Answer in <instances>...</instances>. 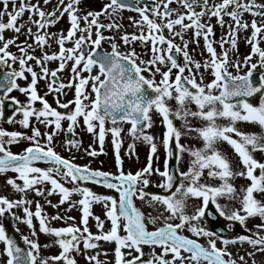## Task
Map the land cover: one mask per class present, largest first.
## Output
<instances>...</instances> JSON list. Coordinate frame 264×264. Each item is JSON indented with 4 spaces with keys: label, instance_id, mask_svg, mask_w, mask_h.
<instances>
[{
    "label": "snow or ice",
    "instance_id": "1",
    "mask_svg": "<svg viewBox=\"0 0 264 264\" xmlns=\"http://www.w3.org/2000/svg\"><path fill=\"white\" fill-rule=\"evenodd\" d=\"M173 2L179 3L186 12L176 13V10L170 7ZM50 3L51 0H43L44 5ZM80 3L81 0H68L67 3L65 0H58L55 9L52 12H46L39 3L34 4L31 0H0V5H2L0 9V68L10 69L0 78V91L3 92L0 96V105L4 104L11 92L19 91L27 97V104H21L15 97L11 98V103L16 105L15 112L21 114L22 119L18 121L9 119L8 123H19L23 128L28 129L31 127V118L34 117L36 121L45 126L54 125L56 129L51 134H44L48 143L41 146L38 138L42 134L35 127L31 128V136L0 128V174L16 173V179H8L7 184L14 191L22 194L33 190L37 196H43L44 191L36 186L47 182L51 185V190L47 192V195L59 194V205L70 202L69 211L77 204L80 206V225H82V227L70 225L53 228L49 220L63 218L59 215L49 218L38 202L33 212L29 207L32 201L27 200L23 195L18 200L0 196V217H4L14 208L22 209L23 217L13 213V219L24 223L29 229H34L33 218H35L39 222V231L55 237V243L60 249L58 255L42 258L39 244L25 236L23 241L28 246V250L25 251L17 246L16 242L6 234L3 224H0V243L4 246L2 255L6 257L5 264H61V262L62 264H77L73 253L85 254L89 250L98 249L101 241L114 243V264H202L205 261L207 264H237V260L233 259L232 254L227 251L228 245L237 243H247L253 247L255 252L264 253V235L259 234L264 232V201L256 198V194L264 195V163L259 162L254 156L256 152L264 153V75L260 77L258 85H254L250 79L253 75L252 70H249L246 75H232L228 70V51H224L222 55L217 54L210 40V37L214 35L213 28L201 22L205 16L209 19L215 17L223 27L225 23L223 17L228 16L231 19L233 24L229 25L228 38H221L222 49L225 43H230L231 48L235 49L237 32L251 27V37L248 38L251 55L245 57L244 63L247 65L255 55L259 57V67L264 68V49L259 47L260 39L264 38L261 36L264 33V4H259L256 0H220V3L209 6V0H203L202 3L199 0H153V5L149 8L147 4L139 7L140 0H137L136 6L127 3L126 0H109L102 11H89L86 15L80 16L78 15ZM9 5H11V10H9ZM196 7H200L201 10L196 11ZM125 9L139 14L140 20L133 21V24L139 27L141 32L139 35H123L120 39L126 45L135 41L141 43L150 41L152 52L150 60L140 59L134 50L121 53L114 42L111 43L110 53L100 55L97 52L102 41L112 39L105 37L102 29L112 30L120 27L115 22L102 24L100 17L107 15L111 18ZM26 12L29 13L28 20L18 23ZM174 13H176V18H170ZM245 13L253 17H261L262 22L258 23L253 19L249 24L243 21L242 17ZM65 14L70 23L67 34L50 35L46 29L57 24ZM5 17H7L6 22ZM157 20L161 22L157 23ZM185 20L188 23H185ZM81 21H83V27ZM29 24L34 25L37 31L33 32L32 27L26 28ZM177 26L180 31H174ZM25 28L26 34L34 39L36 46L41 50L48 45L49 40L55 39L59 52L50 55L44 53L38 58L30 54L29 50L35 51L31 44L17 45L15 39H5L3 35L6 30L21 34L22 29ZM145 28L147 34L144 32ZM93 29H95L94 32ZM164 29H167L173 38L179 37L182 41L184 33L189 29L194 30V37L203 36L204 47L210 55V60L205 61L203 65L194 62L187 51L188 42H183L182 49L172 40L166 39L163 35ZM41 30H44L43 34ZM68 41L73 43V47H65ZM165 44L166 49L160 47ZM13 45L18 48L21 55L17 56L9 51L10 46ZM86 47L90 50L86 51ZM173 50L177 54H183V66L171 55ZM163 53H168V55L165 56ZM29 61H35L36 66L40 68V73L29 65ZM49 61H59L58 68L50 71L46 66ZM69 61H72L74 80L78 82L57 84V73L63 71ZM17 63L19 70L13 68V64ZM193 64L197 71L201 67L206 71L211 69L214 79L204 85L203 74H201L198 83L195 75L192 74V68L189 67ZM159 65H164L166 70L161 71ZM234 67L239 71L240 64L237 63ZM94 68L98 69V72L96 75H91ZM256 68L257 64H251V69ZM173 69L177 70L174 80L172 79ZM186 70L189 72L187 76L184 75ZM82 72L89 73V76L84 77ZM144 72H149L152 76L159 74L161 80L157 83L154 79L146 78L143 75ZM26 73L31 75V82L27 87H21L17 81L27 80ZM49 76L52 81L47 84L48 93H62L64 88H75L73 101L60 103L57 100L59 108L68 109L69 105L73 104L72 111L61 113L38 95L36 87L38 81L46 80ZM89 85L90 93L87 91ZM145 86L154 95L147 94ZM214 91H219V94L214 95ZM91 94H94V98L90 99ZM251 97H258L256 105L246 99ZM234 98H236L235 102H233ZM37 101L42 108L33 107ZM169 101H175L177 105L175 110L169 106ZM189 104H194L197 111L189 109ZM153 111L161 117V123L165 129L162 135V145L167 156L174 155L170 147L174 144L178 153L188 152L192 157L188 170L180 173L179 186L175 187V191L168 196L149 194L144 190L150 184L147 176L159 175L163 182L157 186L165 191L173 189L175 179L169 170L167 159L164 162L163 171L154 169L152 166L157 145L155 138L146 134L145 129L153 126ZM188 117L199 118L207 123L203 127L194 128L190 125ZM80 118L83 119L87 131L96 136L100 144V152L90 150L87 152L89 156L95 157L103 154L105 136L110 132L116 154V166L121 169L122 160L119 152L123 130L116 125L128 123L131 125L129 135L134 140H143L150 146L147 166L134 175L124 174L121 170L119 175L112 176L110 173L91 170L87 166L80 167L63 159L51 147L53 137L61 130L62 121L69 122L67 131L71 133L78 126ZM173 118L182 122L181 127L186 132H195L197 137L203 141V147L190 149L182 145L180 140L185 132L175 126ZM218 119L227 120L229 123L219 125L217 124ZM107 122H111L113 127L106 128ZM239 122L257 125L261 132L258 134L244 133L236 127ZM20 140H29L34 146L26 148L23 154L17 155L12 153L7 146L19 143ZM220 142H226L238 156L242 166L241 170H234L229 158L218 150L217 145ZM66 143L69 147L79 148L80 146V142L75 140H69ZM134 151L135 145L130 144L129 153L134 154ZM175 158L179 161L180 155H176ZM36 161L49 162L56 167L42 170L33 166ZM61 168L64 169L63 172ZM53 173L73 183L75 187L72 189L64 187L54 178ZM205 173L207 179L218 180L220 182L218 186L202 183L201 180L205 177ZM237 177L250 181L249 185L238 190L232 183ZM17 179L23 182L22 185L16 182ZM80 182L102 184L103 187L113 189L119 194V200L111 196L97 195L89 188L81 187ZM74 194L79 195L81 199L71 202ZM189 197L202 201V205L191 216L186 215L184 211L186 200ZM135 199L146 201L149 207L157 204L163 206L169 215L163 218L161 227L149 230L148 225H155L163 214L152 216L149 213L146 217L145 213L135 206ZM220 199L230 203L238 201L240 207L232 209L229 214L226 211L227 205H221L218 202ZM48 203L51 205L50 201ZM94 203L104 204V214L111 223L109 230L104 231V221L93 215L92 205ZM210 203L215 205V210L220 217L238 222L240 226L245 227L246 231L251 232L246 228L248 219L259 218L262 223L256 225L257 232L252 235H239L232 240L224 239L222 241L224 248H217L215 239H209L208 247L205 248L196 240L178 234L187 226L188 231L195 236L212 237L213 232L193 223L207 214L206 209ZM51 206L58 207V205ZM90 218L96 221L99 234H93L89 230ZM67 219L73 218L68 217ZM174 219H179L180 222L175 224L169 222ZM121 232L124 234L122 235ZM35 235L36 231L33 230L32 236ZM144 247L150 249L147 259H145ZM157 248L160 249L159 252L156 251ZM255 252H249L247 255L252 257ZM103 254L107 255V253ZM100 255L101 253L85 255V259L88 264H109L108 261L101 260ZM239 261L240 264H248L244 256H240ZM253 264H256L254 260Z\"/></svg>",
    "mask_w": 264,
    "mask_h": 264
},
{
    "label": "rangeland",
    "instance_id": "2",
    "mask_svg": "<svg viewBox=\"0 0 264 264\" xmlns=\"http://www.w3.org/2000/svg\"><path fill=\"white\" fill-rule=\"evenodd\" d=\"M134 6L137 5V0H130ZM32 3H39L40 7L45 10L46 12H52L57 3L58 0H51V3L48 5L43 4V0H31ZM68 0H65V3H67ZM109 0H81V3L78 5L79 12L78 15L84 16L86 15L89 11L92 12H100L103 10L104 5L107 4ZM200 3L203 2V0H199ZM257 3L259 4H264L263 1L256 0ZM214 3H220V0H209V6H211ZM145 4L148 5L149 8L152 7L153 5V0H140L139 7H144ZM170 7L172 9L176 10V13H185L186 10L177 2H173ZM0 9H2V5H0ZM9 10H11V5H9ZM196 11H200V7H196ZM229 11H231V8H229ZM176 13H174L170 18L175 19L176 18ZM57 15H59V12H57ZM29 13H25L23 18L18 21V23H24L25 21L28 20ZM246 16H250L253 19H255L258 23H261V17H253L248 13H245L242 17V20ZM150 18H154L151 17ZM34 19H38V17H34ZM224 26L221 27L220 24L217 22V18L212 17L211 19L208 18V16H205L202 18V23H205L207 25H211L213 28V33L214 35L210 37V40L213 42V47L215 48L216 52L218 55H222L224 51H228V59H229V68L228 70L232 73V75H246L249 70H257L260 71L262 70L261 67H259V57L253 55L251 61L246 65L244 63L245 57L251 55V45L248 43V38L251 37V29H248V31H243L240 30L237 32V47L235 49L231 48L230 43H225L223 49L220 46L221 38H228V32H229V25L233 24L231 19L228 16H224ZM140 20V16L137 12L135 11H129V10H122L119 13L113 15L111 18H109L107 15L100 17V22L102 24H110V23H117L120 25L118 29H112V30H107V29H102L103 35L105 37H111V40H105L102 41L101 47L99 49L104 50L105 52H111V43H116L119 47V50L121 53H128L132 50L136 52L138 57L142 60H150L152 58V52H151V42L149 41L148 43H141L140 41H135L132 42L131 44H124V42L120 39L121 36L123 35H132L136 34L139 35L141 32V29L137 27L136 25L133 24V21H138ZM4 21H7V17L4 18ZM161 21L157 20V23H160ZM185 23H188L187 20H185ZM81 26L83 27V21H81ZM27 27H32L33 32H36L37 29L35 28L34 25H26ZM26 28L22 29L21 34H16L11 30H6L4 32V37L5 39L13 38L16 40L17 45H24V44H31L33 48L35 49L34 52L30 51V54L35 55L36 57H42L44 53L47 54H53V53H58L59 52V46L56 44L55 39L49 40V43L47 46L41 50L39 47L36 46L35 41L32 37H29L26 34ZM70 28V23L68 21L67 15L65 14L57 24L54 26H51L46 29V31L51 35V34H61L63 33L64 35L67 34L68 29ZM44 30H41V33L43 34ZM95 29H93V32ZM174 31H180L179 26H177ZM145 34H147V29H144ZM194 30L189 29L187 32L184 33L183 36V41L179 37L173 38V36L168 32L167 29L163 30V35L166 37V39L172 40L173 43L176 45L180 46L183 49V42L187 41L188 42V47L187 51L189 53V56L192 58L194 62H199L201 65L204 64L205 61L210 60V55L208 54L207 50L204 47V39L203 36L196 38L194 37ZM79 33L77 34V36ZM262 37H264V33L261 34ZM93 39H95V36L93 35ZM66 48H71L73 47V43L71 41H68L65 43ZM162 48H167V45H160ZM259 47L264 49V38L260 39ZM88 51L90 48H88ZM9 51L12 52L13 54L19 56L21 53L18 51V48L13 45L10 46ZM172 53H175L176 60L177 62L183 66L184 65V57L182 53L177 54L175 50H173ZM165 56L168 55V53H163ZM139 63V61H137ZM30 66L33 67V69L37 72L40 73V68L36 66L35 61H29L28 62ZM59 61H49L47 62L46 66L50 71L56 70L59 66ZM239 63L240 68L239 71H237L236 67H234L235 64ZM251 64H257L256 69H251ZM161 68V71H165L166 68L164 65H159ZM189 67L192 68V74L195 75V78L197 82H200V77L201 74H203V84L207 85L210 83L214 77L211 75V69H208L207 71L201 67L199 71H197L193 65H189ZM4 70H10L7 67H3ZM13 68L19 70V65L13 64ZM98 72V69H93L91 75H96ZM149 75L150 79H154L157 83L161 80V76L159 74H156L155 76H152L149 72H144ZM143 73V74H144ZM177 73L176 69H173L172 71V79L174 80L175 75ZM84 77H88L89 73L87 72H82L81 73ZM27 80H18L17 83L21 87H27V85L31 82V75L26 73ZM184 75H189V72L186 70ZM264 74L256 75V78L260 80V77ZM50 76L46 80H39L37 83V92L38 95L43 97L47 103L57 111L61 113H68L74 109V105L70 104L68 109H63L59 108L57 104V100L60 101V103H69L70 101H73L75 99V88H64L62 90V93H48V87L47 84L50 83L49 80ZM57 79L59 83L63 84H68L69 82L76 83L78 81L74 80V74L72 72V61L67 62L65 69L63 71H60L57 73ZM254 85H258L257 80L254 81ZM87 91L90 93L91 92V87L90 85L87 88ZM46 93H48L46 95ZM214 95H218L219 91H214ZM94 94L90 95V99L93 98ZM15 97L21 104H27V97L20 93L19 91H13L9 94V98L5 100L11 101V98ZM4 102V103H5ZM175 103V101H170ZM169 102V104H170ZM85 103H88V101H85ZM258 103V99L253 102L254 105ZM2 105H0V128L9 131V132H20L24 135L31 136L32 134V127L37 128L41 132V137L38 138L39 143L41 146L47 145V138L44 135L45 133L51 134L52 132L56 131L54 125L50 126H45L44 124L38 122L35 120V118H31V127L28 129L23 128L19 123H8L9 119H15V120H20L22 119V115L19 113H14L12 116H10L8 119H4L2 117ZM175 106L177 107L176 103ZM218 106V105H217ZM33 107L36 109L42 108V105L39 103V101L35 102L33 104ZM188 108L191 109L192 111H197V108L194 104H189ZM152 119H153V126L151 128L145 129L146 134L152 135L155 138V143L157 145V152L155 153L153 157V168L154 169H159L162 166L163 163V158H164V148L162 145V135L163 132L165 131L162 123H161V117L157 113L152 114ZM174 119V124L177 128L184 130L185 135L182 136L181 144L185 146V144L188 147H191V144L194 143H200L202 144L203 147V141L197 137V134L195 132H186L185 129H182L181 127V121ZM188 119H192L195 122L192 123V127L196 126L198 128L202 127L203 120L199 118H193V117H188ZM68 121H62V127L61 130L58 131V133L53 137L51 147L53 150L60 155L63 159H67L70 162L76 164L77 166L84 167L87 166L91 170H99L103 172L110 173L112 176H116L120 174V171L122 170L124 174H135L138 171H141L143 168H145L148 164V157L150 153V146L143 142V140H134L132 136L129 135V129L130 125L128 123H119L118 127L122 128V133H121V147H120V157L122 160V168L118 169L116 166V154L114 151V146L112 143V136L111 133L108 132L105 136V141L103 145V154L97 155L95 157L89 156L87 154L88 151L90 150H95L97 152H100V144L98 142V139L96 136H94L92 133H89L87 131L86 126L83 123V119L80 118L78 126H76L71 132V140L79 141L80 146L79 148L75 147H69L67 146V143L65 142L64 139V134L66 133V130L68 128ZM240 125L243 127L247 128L248 130H253L257 131L259 126L257 125H252L244 122H239ZM106 128H111L113 125H110L106 123L105 125ZM98 131V129H97ZM134 144L135 145V151L134 154L129 153V145ZM34 145L32 144L31 141L29 140H20L19 143L12 144L9 147L10 151L14 154H23L24 150L28 147H33ZM46 150V148H45ZM223 153L229 158V160L232 162L233 168L236 171L241 170V166L237 163H234V159L229 156L227 151H223ZM162 161V163H161ZM33 166L39 167L42 170H47L48 168H55L56 165L50 163V164H42L38 162H34ZM185 164H182V166H178V171L180 173L186 172L185 170ZM64 169L61 168V172H63ZM17 174L13 172H7L4 174H0V196L7 197L10 200H18L21 198L23 195L27 200L32 201L31 205H29L30 209L34 212L36 203L38 202L43 209V212L51 218L52 216L59 215L63 219L59 220H49V224L53 228H61V227H68L70 225H75L78 227H82L80 225V220H81V211H80V206L77 204L76 207L72 208L71 211L68 209L71 207L70 202H66L63 205H59V200H60V195L59 194H54L51 196L47 195V192L51 190V185L48 184L47 182L37 185V188H40L44 191L43 196H37L35 194V191L29 190L26 193H18L14 191L10 185L7 184L8 179H16ZM53 176L55 179L58 180L59 183H61L64 187L72 189L75 187V185L71 182H68L65 179H62L61 176L56 175L53 173ZM149 181L150 184L153 186H157L158 184L163 182V179L157 175L153 174L151 176L146 177ZM241 178V177H240ZM240 178H236L233 182L235 187L239 190L242 187H246L249 185V181H243ZM16 182L20 185H22V181L16 180ZM81 187H87L89 188L92 192H94L97 195L101 196H111L117 200H119V194L113 190V189H108L106 187H99L96 186L92 183L89 182H80ZM185 186L186 182H185ZM256 198L264 201V195L256 194ZM81 197L79 195L74 194L71 197V202H76ZM51 202V205H58V207H52L48 202ZM135 206L139 208L142 212L145 213V216L147 217L148 214L150 213L152 216H158L161 213L163 214L161 216V219L157 221L155 225L149 224L148 228L149 230H155L156 227H161L163 224V218L168 216L169 213H167L163 206L161 205H155L154 207H149L146 201H141L139 199H135ZM221 205H227L226 211L231 212L232 209H238L240 207V204L238 201L236 202H228L224 199H220L218 201ZM202 203L201 199L197 198H192L189 197L186 200V207H185V214L188 216L193 215L191 208L195 204L200 205ZM191 211V212H190ZM92 212L94 216H98L102 221H104V231H107L111 227L110 221L107 220L105 216V207L103 203H94L92 205ZM15 214L16 216L23 217V211L22 209L19 208H14L11 210L10 213H6L4 217H0V224H3L5 227V230H13L15 234L18 236V239L20 243L28 250V246L24 244L23 237L27 236L29 239L36 241L39 246H40V256L42 258H46L49 256H55L58 255L60 252V249L58 245L55 243V237L51 235H47L44 233H41L39 231V222L33 218V225L34 229H29L27 225L24 223H21L20 221H16L13 219V215ZM68 217H71L73 219H67ZM9 218L8 223L5 221V219ZM173 224L179 223V219H174L169 221ZM234 222V221H233ZM200 228H204L207 231L213 232L212 229L208 230L207 225L205 227V223L203 222H198L195 221L193 222ZM239 224L238 222H235ZM262 221L259 218H250L246 221V228L251 230V232L246 231L245 227H241L240 233H237L231 237H228L226 239L232 240L236 239L239 235H252V233L257 232L256 225L261 224ZM88 227L89 230L93 234H99V230L96 228V221L92 218L89 219L88 222ZM18 229V230H17ZM36 231V235L32 236V231ZM123 235L124 233L121 232ZM178 234H181L189 239L196 240L199 244L203 245L205 248L208 247V241L209 239H215L216 240V245L217 248H224L225 245L222 243V239H219L218 237L215 236V234L212 237H205V236H195L192 232L188 231L187 226L180 230ZM260 235H264V232H260ZM100 247L95 250H89L85 254H77L73 253V256L77 260V264H88L87 260L85 259V255H92V254H97L101 253L99 258L101 260H106L109 262V264H114V248L115 245L114 243H107L104 241L99 242ZM47 245V247H45ZM3 244L0 243V264H5L6 257L2 255V250H3ZM82 253H83V245H80ZM144 252H145V259L148 258V254L150 252V249L148 247H144ZM241 251L245 250V254L241 255L244 256L245 260L248 262V264H253V260L256 262V264H264V253L262 252H255L253 247L247 243H237V244H230L227 246V251L232 253L233 251ZM157 252L160 251V249H156ZM249 252H255V255L252 257H249L247 253ZM103 253H107V255H104ZM187 255V254H185ZM170 258V257H169ZM233 259L237 260V264H240L239 257H232ZM62 264V262H61ZM202 264H207V262H202Z\"/></svg>",
    "mask_w": 264,
    "mask_h": 264
},
{
    "label": "flooded vegetation",
    "instance_id": "3",
    "mask_svg": "<svg viewBox=\"0 0 264 264\" xmlns=\"http://www.w3.org/2000/svg\"><path fill=\"white\" fill-rule=\"evenodd\" d=\"M110 53V52H109ZM1 71H3V72H7V71H10V70H0V72ZM254 71H257V70H254ZM258 72H261L262 74H264V72H262V70H260V71H258ZM254 73V72H253ZM255 74V73H254ZM146 78H149V75L147 74V73H144L143 74ZM51 79L52 78H49V80H50V82H51ZM150 79V78H149ZM251 79V78H250ZM252 80V82L254 83V81L255 80H257V83H259V79L258 78H256V75H254V79H251ZM0 96H2V95H0ZM93 98H94V96H93ZM256 101V100H255ZM254 101V102H255ZM170 102V101H169ZM251 103H253V102H251ZM169 106L173 109V110H175L177 107L175 106V103H173V102H170V104H169ZM3 107V106H2ZM217 107H219V105L217 106ZM15 108H16V105H15ZM14 113H15V111H14ZM153 113H155L154 111L152 112V114ZM188 121H189V123H190V125L192 124V123H194L195 121L194 120H192V119H188ZM182 123V122H181ZM206 121H204L203 122V124H202V127L203 126H205L206 125ZM229 123V121H227V120H224V119H218L217 120V124H219V125H227ZM192 126V125H191ZM194 127V126H193ZM236 127L240 130V131H242V132H244V133H260L261 132V129H258L257 131H251V130H248L247 128H245V127H243L242 125H240V123H238L237 125H236ZM194 128H198V127H194ZM183 129V128H182ZM182 132H184V130H181ZM185 135V134H184ZM235 138V137H234ZM181 140H182V137H181ZM181 140H180V143H181ZM203 143V142H202ZM174 145V144H173ZM185 146L187 147V148H190V149H199V148H202V144H200L199 142L198 143H194V144H191V147H188L186 144H185ZM217 148H218V150H220L221 152H225V151H227L228 152V154H229V156L230 157H232L233 159H234V163H237V164H239L240 165V163H239V158H238V156H236V154L234 153V151L231 149V147L226 143V142H220V143H218V145H217ZM177 151V154L178 155H180V160L179 161H177V168H178V166L180 167V166H182V164H185L186 166H185V170L187 171L188 170V167H189V165H190V162H191V160H192V157L188 154V152H184V153H178V150H176ZM165 150H164V158H163V163H162V161H161V163H162V166H161V168H160V171H163L164 170V162H165V160H166V155H165ZM254 156H255V158L259 161V162H261V163H264V153H260V152H256V153H254ZM241 166V165H240ZM242 167V166H241ZM238 178H240V177H237V179ZM240 179H242L243 181H248V180H246V179H244V178H240ZM201 182L202 183H207V184H211V185H214V186H218V184L220 183L218 180H209V179H207V176H206V173H205V177L204 178H202V180H201ZM250 182V181H249ZM232 183H234L233 181H232ZM202 205V203H200V205H198V207L199 206H201ZM214 206L215 207V205H213V204H209V206ZM197 207V204L195 205H193L192 206V208H191V211H192V213H193V215L195 214V212H196V209L198 208ZM190 211V212H191ZM198 222H203L204 223V221H203V218H201ZM233 222V221H232ZM234 224H235V230L237 231L236 232V234L237 233H240V231H241V227H240V225L239 224H237V223H235V222H233ZM205 227H206V224H205ZM207 228H208V230H211V228L210 227H208L207 226ZM232 229H233V227L232 226H225V227H222V231L223 232H231L232 231ZM214 233V232H213Z\"/></svg>",
    "mask_w": 264,
    "mask_h": 264
},
{
    "label": "water",
    "instance_id": "4",
    "mask_svg": "<svg viewBox=\"0 0 264 264\" xmlns=\"http://www.w3.org/2000/svg\"><path fill=\"white\" fill-rule=\"evenodd\" d=\"M126 2L129 3V4H131V5H133L130 0H126ZM97 52L100 55L106 53L103 50H99V49H97ZM171 55H173L174 58H175V55L174 54L171 53ZM3 74L4 73L0 74V78L3 77ZM251 79H252V77H251ZM51 81H52V79H51ZM145 90H146V93L149 94L150 96L154 95L153 93L150 92V90L147 89V86H145ZM190 90H192V89H190ZM192 91H194V90H192ZM0 94H3V92L0 91ZM255 98L256 97H251V98H246V99H248L251 102ZM235 99L236 98H234V101L233 102H235ZM13 112H14V105L12 103H10V102L9 103H6L4 105V108H3L4 118H6V119L9 118L12 115ZM109 123H111V122H109ZM70 135H71V133L70 132H67V134L65 135L66 141H69L70 140ZM170 147H172L174 155L172 157H168L167 156V160L169 162V170L172 172V174L175 177V179H174V187L171 190L165 191L164 189H162L160 187H155V186L149 185V187H147L146 189H144L149 194H157V195L168 196V195H171V193L175 191V187L179 186L180 176H179V174L177 172V168H176V162H177V160L175 158L176 155H177V151H176L175 146L173 144H171ZM38 162L49 163V162H44V161H38ZM112 182H116V181H112ZM99 185H102V184H99ZM206 213H207L205 215L206 222H208V223H210L212 225H217V224H221L222 225L223 224V221L214 212V210L212 211V208L211 207L206 209ZM7 221H8V219H7ZM215 232H216V234L218 236H220L222 238H225L227 236V235H223V233L221 232V230L219 228H215ZM7 235L16 242L17 246L21 247L22 249H24L26 251V249L20 244L19 240L17 239V237L15 236V234L13 233L12 230L7 231Z\"/></svg>",
    "mask_w": 264,
    "mask_h": 264
},
{
    "label": "bare ground",
    "instance_id": "5",
    "mask_svg": "<svg viewBox=\"0 0 264 264\" xmlns=\"http://www.w3.org/2000/svg\"><path fill=\"white\" fill-rule=\"evenodd\" d=\"M259 1L261 2L263 0H259ZM252 20H253L252 17L246 16L243 21H245V22L250 24ZM248 29H251V27H249ZM248 29L247 30H243L242 29V30L243 31H248ZM251 31H252V29H251ZM231 254H232V257H240L241 255L245 254V250H241V251H235L234 250Z\"/></svg>",
    "mask_w": 264,
    "mask_h": 264
}]
</instances>
